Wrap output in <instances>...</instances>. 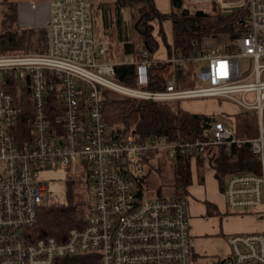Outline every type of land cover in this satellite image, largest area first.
I'll use <instances>...</instances> for the list:
<instances>
[{"label": "built area", "instance_id": "2783aa9c", "mask_svg": "<svg viewBox=\"0 0 264 264\" xmlns=\"http://www.w3.org/2000/svg\"><path fill=\"white\" fill-rule=\"evenodd\" d=\"M190 1L215 4L223 13L245 7L241 32L198 43L187 56L152 60L145 49L139 60L136 53L125 55L120 62L135 65V86L114 78L116 62L107 57V42L95 35L93 0L48 1L39 9L46 14L45 50L0 54V264H54L84 255L82 264H193L188 194L150 192L144 160L159 152L173 160L191 153V164L206 146L246 142L260 172L227 173L222 192L231 213L259 217L263 228L227 235L228 253L219 264H264V0ZM157 61L172 67L198 63L194 77L204 84L181 88L172 74L165 89L149 90L148 68ZM110 93L152 100L215 98L236 110L209 113L218 118L201 123V138L192 141L145 137L132 127L117 137L104 119ZM239 113L253 114L243 119L256 122L253 135L249 127L238 129ZM24 120L29 126L20 139L16 126ZM57 167L85 173L91 189L85 224L70 228L61 241L33 238L49 197L47 181L38 176Z\"/></svg>", "mask_w": 264, "mask_h": 264}, {"label": "trees", "instance_id": "16d2710c", "mask_svg": "<svg viewBox=\"0 0 264 264\" xmlns=\"http://www.w3.org/2000/svg\"><path fill=\"white\" fill-rule=\"evenodd\" d=\"M17 1L1 0L8 10L0 21V54L11 52L29 51V46L34 40L37 51L46 48V32L41 27H26L19 29L17 22ZM116 13L115 27L123 38V48L128 50L127 31L125 20H122L121 11L130 9L133 21L132 28L136 44V58H141V50L147 51L149 59L153 60L154 53L159 48V42L153 34L152 21H159L158 35L162 38L167 56H187L197 45L203 36L224 35L233 38L243 28L246 8H235L228 14L220 12L215 4H211V11H204L196 15L194 11L181 14L180 10L171 7L168 13H162L155 5L154 0H113ZM169 17L172 27V43L167 42L162 28V19ZM9 19V20H8ZM8 20L9 22L5 23ZM111 48H108L107 57L111 58ZM174 67V69H172ZM172 64L168 61L152 62L148 68V84L146 88L152 91L165 89L167 78L175 75L177 86H184L186 79L184 66ZM114 78L120 83L135 86V65L116 61L114 66ZM56 98L52 101L55 103ZM26 101V100H24ZM216 115L194 113L184 109L179 100H152L138 99L114 94V97L104 103V119L109 131L117 137L123 136L130 127L135 130H143L145 137L165 136L170 141L195 140L201 138V123L216 120ZM16 134L22 139L27 131L29 123L25 120L19 122ZM156 151H152V155ZM190 155L177 157L173 166L174 180L178 190L186 191V185L191 181ZM196 164L214 168L221 188L224 177L236 172H260V165L253 158L249 143H243L240 147L231 145L206 146L202 153H196ZM145 161V160H144ZM74 196L68 187L65 201L42 203L37 221L32 227L33 238L53 236L57 240H63L67 231L72 227H83L85 224V211L87 199ZM209 206V203H207ZM87 258L75 256L61 258L54 264H82Z\"/></svg>", "mask_w": 264, "mask_h": 264}, {"label": "crops", "instance_id": "0c3cea01", "mask_svg": "<svg viewBox=\"0 0 264 264\" xmlns=\"http://www.w3.org/2000/svg\"><path fill=\"white\" fill-rule=\"evenodd\" d=\"M157 1L161 4H158ZM154 2L156 7L162 13L166 14L171 10V0H154ZM93 7L95 21L97 14H95L96 6L94 0ZM97 11L101 13L102 9L99 7ZM107 16L108 19L104 22L102 14H99L100 29L99 36L96 37H102L107 42L108 48H111L109 50L111 51V58L108 57V59L116 62L121 61L125 55H134L136 44L132 28L133 16L131 10L123 9L121 11L122 20H125L127 42L129 46L126 51L123 48V38L115 27L116 13L113 4L110 13L108 11ZM33 18H24L29 27H41L43 25L44 20L37 19L38 17ZM162 23H168L171 27L169 17L163 18ZM157 26L155 25L153 34L159 42V48L154 53L153 58L165 59L167 58V52L165 46L161 44L160 38L157 35ZM94 29L96 30L95 22ZM129 31L132 32L131 35H129ZM170 41L171 42L169 43H172V39ZM121 48L123 51L122 55L121 53L117 54V51L121 50ZM193 101L201 100H191V102ZM216 102L217 100H214L215 107L209 111L188 110L184 107L183 101H180V105L190 112L211 114L218 113L220 109L223 108L222 105H216ZM206 163L207 161L202 166L197 165L196 161L191 163V181L186 185V193L189 197V199H187L190 213L189 228L192 236L194 253L196 255L193 264H219V260L228 253V245L226 242V236L228 233L257 231L263 228V221L259 217L251 214H235L229 211L216 171H214V168L207 166ZM207 181L211 183L217 182L221 192L220 194L222 195H217L216 197L213 196L212 191L209 188L207 189ZM207 203H209V206H207Z\"/></svg>", "mask_w": 264, "mask_h": 264}, {"label": "rangeland", "instance_id": "374dc122", "mask_svg": "<svg viewBox=\"0 0 264 264\" xmlns=\"http://www.w3.org/2000/svg\"><path fill=\"white\" fill-rule=\"evenodd\" d=\"M8 1V0H6ZM17 2V22L19 24L20 31L21 28L29 27L28 24H26L24 18L29 17H38L37 19H40L43 21L44 16L46 14L40 13V8L42 6L46 7V3L50 0H16ZM1 2V0H0ZM36 3V8H31V3ZM113 0H94V4L96 6V19H95V35L99 36V29H100V22H99V14H102L103 21H107L108 16L107 13L112 8ZM159 4L160 2L157 1ZM161 4V3H160ZM184 6L188 7L191 11L195 10H204V11H211L212 5L210 3L206 2H200V3H193L190 0H183ZM102 9V12L100 13L98 8ZM8 10L7 4H1L0 3V21L4 17L5 12ZM34 19V18H33ZM9 20V19H8ZM8 20L5 21L6 25L9 22ZM163 20V19H162ZM153 27L155 25L157 26V30H159V21L157 19L153 20ZM158 24H157V23ZM33 25V24H31ZM162 28L165 33V37L167 42H171L172 39V32L171 27L168 23H162ZM39 28V27H38ZM44 28L45 27H41ZM0 30H1V24H0ZM154 33V29H153ZM132 32L129 31V35H131ZM158 35V32H157ZM159 36V35H158ZM223 35H216V36H203L202 39L198 42L200 45H208L214 42H219L223 39ZM161 44H163L162 38L159 36ZM135 41V40H134ZM34 40H32L31 45L29 46L30 51H37V46L34 45ZM197 43V44H198ZM164 45V44H163ZM122 48L121 50L117 51V54L121 53L122 55ZM198 69V63H186L184 67V74H185V85L184 87L191 88V87H198L200 85H203L204 83L197 80L194 77V72ZM109 97H114V93H110ZM109 98V99H110ZM201 101H193L191 102L190 99L183 100V105L188 110H196V111H209L215 107L214 100L215 98H203L200 99ZM213 101V102H212ZM216 105L223 106V108H230L231 111H235L236 107L228 105L227 103H219V101L216 102ZM253 114L251 113H239V115H236V119L239 120L238 122V129L240 132H242V129L245 127H249L248 133L249 135H253L256 129V122L251 121L249 124H245L243 119L245 118H251ZM175 165V162L172 158H170L165 152H159L157 155H153L149 158H146L144 161V175L143 179L146 185L148 186L150 192L152 193H162V194H169L172 192H175V190H178L176 187V183L174 180V174H173V166ZM208 166V164H207ZM44 181H47V194L49 197H51L50 200L52 203L59 202V201H65L66 200V193L68 187L70 188L72 194L74 196H77L76 193H79V197L82 199H87L89 201V197L91 196V189L89 185L87 184L85 180V173L77 172V173H70V171L67 172V170L63 167H57L56 169L53 168H47L43 170L39 176ZM207 189L209 188L212 191L213 196L222 195L220 194V189L218 186V183H211L206 182ZM176 192H184V191H176ZM214 197V198H215ZM87 207V206H86ZM212 219V218H210ZM229 235V233H228Z\"/></svg>", "mask_w": 264, "mask_h": 264}, {"label": "water", "instance_id": "95a60500", "mask_svg": "<svg viewBox=\"0 0 264 264\" xmlns=\"http://www.w3.org/2000/svg\"><path fill=\"white\" fill-rule=\"evenodd\" d=\"M171 4L174 8L180 10L181 14H188L191 11L188 7L184 6L183 0H171ZM194 13L196 15H199V14L204 15L205 14L204 11H202L200 9L195 10ZM225 13L228 14L229 11H225Z\"/></svg>", "mask_w": 264, "mask_h": 264}]
</instances>
